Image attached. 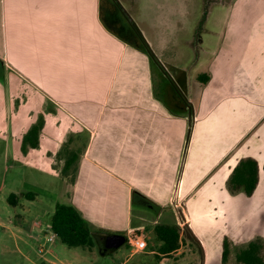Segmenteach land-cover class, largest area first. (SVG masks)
<instances>
[{"label":"crops","instance_id":"crops-1","mask_svg":"<svg viewBox=\"0 0 264 264\" xmlns=\"http://www.w3.org/2000/svg\"><path fill=\"white\" fill-rule=\"evenodd\" d=\"M212 1L217 7L205 19L222 18L221 29L203 28L197 50L185 53L166 35L159 49L152 45L160 60L136 32L118 30L123 23L113 0H0V165L15 162L61 179L58 204L75 206L101 231L97 246L85 252L106 256L127 243L121 264L140 253L160 264H183L185 230L180 248L165 256L154 227L181 228L180 211L188 224L195 212L202 215L201 206L207 215L202 200L229 196L250 207L230 212L226 233H233L224 237L234 245L252 240L248 216L264 215V208H251L264 188V0ZM126 5L149 11L144 0ZM205 75L204 83L199 77ZM40 117L39 146L23 153V138ZM65 145L66 152H78L73 183L62 174ZM246 158L259 164L251 197L228 188ZM178 197L186 207L174 210ZM38 199L24 201L26 216L13 235L39 242L40 264H64L43 247L59 240L50 226L42 240V224L27 221L39 213ZM192 223L201 264H222L224 237L210 241L209 230ZM132 234L146 240L144 251L130 246ZM111 236L126 243L102 254Z\"/></svg>","mask_w":264,"mask_h":264},{"label":"rangeland","instance_id":"rangeland-1","mask_svg":"<svg viewBox=\"0 0 264 264\" xmlns=\"http://www.w3.org/2000/svg\"><path fill=\"white\" fill-rule=\"evenodd\" d=\"M121 1L133 19L135 16L137 21L134 20L137 24L138 31L142 35V38L144 36V43H148L147 47L150 52L153 51V54L158 59L161 57L160 60H162L163 57L162 55H158V51L156 52V50L159 49L158 42L162 44V39L166 35H169L171 39L177 41L184 53L185 51L193 52L197 50L196 41L199 34H203L206 29L220 26V21L222 19L211 14V22L213 23H207L205 19L206 14L208 13L207 17H209L211 11H214L217 7H212L213 3H217V1L212 0H154L156 4H153L149 0H144V2H149L148 13L147 7L143 9L139 6H137L135 10L131 9L130 11L126 5L127 0ZM139 2L140 0H137V3ZM140 15H143V17L139 18ZM203 28L204 32L202 33ZM220 29L221 27H218L216 30ZM192 44L193 47H191V49L187 48ZM254 150L255 149H252L250 152L252 153ZM10 166L11 167L4 169L0 165V264H40L42 260L41 253L39 252V242L35 241V239H28L26 237L25 239L27 241L24 242L20 240L18 233H16L18 237H14L13 235L15 234L14 232H16V230L14 231L15 226L19 225L20 217L26 216L23 214L22 206L26 198L22 196V194L33 193L35 196L34 198H39V213L30 217L27 221L32 223L36 218L42 224V226L37 229V234H40L43 240L46 233L50 235L48 227L51 224L56 204L59 203L58 196L61 191V179H52L45 174L38 173L28 168L19 167L20 165L15 162H12ZM12 191L14 193H11ZM224 191L225 193H223L226 194V188ZM259 192L263 194V198L251 200V208H264L263 186H261ZM11 194L16 195V205L11 204L8 200ZM229 197H226L227 199L202 200V203L204 202L206 206L205 213L207 215L204 216L203 207L201 206L202 215L195 212L188 224L193 222L192 224L195 227L208 229V235L210 236L209 240L215 241L216 243H219L224 235H228V233L232 235V231L226 233L227 226H229L228 221L231 214L230 212H233L236 208H243V206L250 207V204L249 201H247L248 204H245L244 201L240 199ZM185 203V200L179 199L178 197L172 201V207L174 210H176L177 207H186ZM180 215L179 223L181 229H184L186 221H183ZM246 218L247 216H241V219ZM248 221H250L252 226V231H250L252 240L257 237L264 239V215L261 217L255 214L252 217L248 216ZM241 226H244V224H241ZM225 237L228 238V236ZM230 243V255L226 264H238L236 263L235 252L239 245H234L231 240ZM43 247L44 249L53 251L54 258L64 264H121V257L125 255L124 253H129L127 243L119 250L106 256L100 255L97 249L96 252L90 253L88 251L85 252L84 248H68L60 240H57L52 246L46 244ZM148 248L153 249V246L149 244ZM201 256V247L198 244L196 245L194 241L192 242L190 239H185L184 249H182V254L179 256V259L184 260L182 263L201 264ZM47 257L51 258L49 255ZM128 264L160 263L157 257L140 253Z\"/></svg>","mask_w":264,"mask_h":264},{"label":"trees","instance_id":"trees-1","mask_svg":"<svg viewBox=\"0 0 264 264\" xmlns=\"http://www.w3.org/2000/svg\"><path fill=\"white\" fill-rule=\"evenodd\" d=\"M131 41V40H128ZM201 80L207 82L206 75ZM42 117L25 134L22 143L23 153H27L29 148L39 146V137L44 126ZM66 145L63 147L65 154V165L62 169L64 177L69 178L73 183L76 176L74 166L78 159V152H66ZM62 155V151H61ZM67 155V157H66ZM259 182V164L253 158L241 159L233 170L229 180L228 188L231 192H243L251 197L255 192ZM26 199H33V193L22 194ZM9 202L16 205V195L9 196ZM51 230L58 236L59 240L68 248H88L97 246V238L101 237V231L94 232L89 223L84 219L80 211L73 205L57 204L50 224ZM156 241L161 243L158 252L169 256L180 248L181 228L178 225L159 224L154 227ZM188 239L187 232L185 231ZM193 242V241H192ZM230 240L225 237L223 241L222 262L226 264L230 255ZM197 245V244H196ZM264 239L257 237L246 244L237 246L235 252L236 263L238 264H264Z\"/></svg>","mask_w":264,"mask_h":264},{"label":"water","instance_id":"water-1","mask_svg":"<svg viewBox=\"0 0 264 264\" xmlns=\"http://www.w3.org/2000/svg\"><path fill=\"white\" fill-rule=\"evenodd\" d=\"M114 1L120 7L122 13L128 19L129 23L131 25H135L134 19L129 14V12L125 9V7L121 4V2L119 0H114ZM180 214H181L182 220L185 221V217H184L182 211H180ZM184 230L187 232L188 239H190L191 241H194L198 245L201 244L199 238L195 235L194 231L192 230V228L189 224H187V223L185 224ZM125 243H126V239L124 237H122V236H111L105 241L104 248L102 250V254H105L111 250L118 249L121 245H123Z\"/></svg>","mask_w":264,"mask_h":264},{"label":"flooded vegetation","instance_id":"flooded-vegetation-1","mask_svg":"<svg viewBox=\"0 0 264 264\" xmlns=\"http://www.w3.org/2000/svg\"><path fill=\"white\" fill-rule=\"evenodd\" d=\"M114 1V0H113ZM115 3V1H114ZM118 11H119V15L121 16V20H122V27L118 28V30L120 32H123L125 35H132L133 32H136L137 35L141 38V40L143 41L142 35L139 33L138 28H137V24L135 23V25H131L128 21V19L124 16V14L122 13L120 7L115 3ZM130 14V13H129ZM109 18L112 19V16L110 14H108ZM133 18V17H132ZM135 21V20H134ZM131 31H130V30ZM132 32V33H131ZM134 34V33H133ZM144 43V41H143ZM146 44V43H145Z\"/></svg>","mask_w":264,"mask_h":264},{"label":"built area","instance_id":"built-area-1","mask_svg":"<svg viewBox=\"0 0 264 264\" xmlns=\"http://www.w3.org/2000/svg\"><path fill=\"white\" fill-rule=\"evenodd\" d=\"M128 242L132 248L139 252L144 251L147 248L146 240L142 236L136 234H132L128 239Z\"/></svg>","mask_w":264,"mask_h":264}]
</instances>
